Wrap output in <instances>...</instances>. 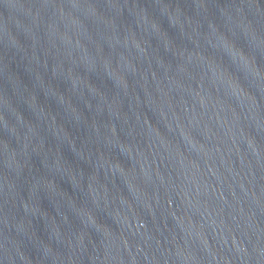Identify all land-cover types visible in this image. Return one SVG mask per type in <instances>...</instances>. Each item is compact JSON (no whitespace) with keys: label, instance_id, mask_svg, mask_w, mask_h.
<instances>
[{"label":"water","instance_id":"1","mask_svg":"<svg viewBox=\"0 0 264 264\" xmlns=\"http://www.w3.org/2000/svg\"><path fill=\"white\" fill-rule=\"evenodd\" d=\"M0 264H264V0H0Z\"/></svg>","mask_w":264,"mask_h":264}]
</instances>
